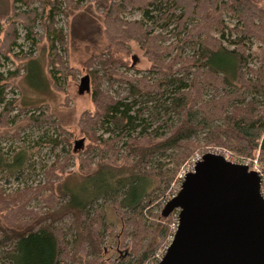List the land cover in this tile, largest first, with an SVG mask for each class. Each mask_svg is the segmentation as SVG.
I'll return each mask as SVG.
<instances>
[{
  "label": "trees",
  "instance_id": "1",
  "mask_svg": "<svg viewBox=\"0 0 264 264\" xmlns=\"http://www.w3.org/2000/svg\"><path fill=\"white\" fill-rule=\"evenodd\" d=\"M41 1H50L54 19L59 0ZM135 11L142 13L141 20L122 18ZM226 15L236 19L233 27ZM170 32L178 40L168 44ZM104 34L109 51L127 53L131 44H138L150 62L151 76L116 73L112 69L128 63L108 60L104 76H119L128 95L115 99L98 85L92 95L95 112L81 116V133L97 144V165H85L78 180L66 176L61 167L58 180L43 188L10 198L0 192V264H101L105 236L100 201L114 206L128 229L124 241L130 238L128 252L109 264L155 263L156 252L169 236L171 216H153L148 223L147 212L166 197L174 173L149 167L150 163L167 158L180 167L203 147L240 155L264 151V15L245 0H117L105 8ZM14 38L13 31L9 42ZM254 43H259L254 52L257 66H251L249 45ZM4 81L0 72V103L9 87ZM156 100L158 126L152 128L153 122L144 116ZM13 110V101L5 104L2 127ZM101 128L117 132L115 138L98 136ZM201 134L205 141L199 144L195 138ZM178 151L174 157L170 154ZM4 161L0 158L2 168L16 171L24 157L18 154L13 162ZM44 189L50 192L44 199L48 211L27 212L32 196L41 197ZM21 216L28 219L21 221Z\"/></svg>",
  "mask_w": 264,
  "mask_h": 264
},
{
  "label": "rangeland",
  "instance_id": "2",
  "mask_svg": "<svg viewBox=\"0 0 264 264\" xmlns=\"http://www.w3.org/2000/svg\"><path fill=\"white\" fill-rule=\"evenodd\" d=\"M28 1L16 3V0H0V72L7 80L2 84H9L5 102L0 103V114L6 103L14 102V110L8 115L7 125H0V158L4 162H13L18 154H23L24 157V162L16 171L0 166V192L6 198L14 196L16 192L21 193L26 189L34 191L38 187L43 188L47 182L57 181L61 167L66 176L78 180L85 172V165H97L100 161L97 149L94 150L97 144L81 133L79 122L84 113L95 112L92 95L98 85H101L102 92L115 99L128 95V86L122 83L119 76L112 79L104 76L110 61L121 59L128 63L127 67L112 69L116 73L136 77L151 76L150 62L138 44H131L127 53L108 50L104 34L105 8L117 0H59L56 4L52 0L57 7L54 19L50 18V10L53 8L50 1ZM245 1L258 14L264 15V0ZM153 15L156 18L159 16L158 13ZM225 17L229 26L233 27L237 23L231 16ZM122 18L134 21L141 20L143 15L138 11L127 12L122 14ZM173 29L174 26L169 31ZM13 31L14 41L9 42L8 37ZM159 31L160 28H156V32ZM177 40L171 36L168 44ZM225 44L233 48L228 43ZM258 46L259 43L249 45L253 48L251 66L258 64L254 54ZM102 54L103 59L98 60L97 57ZM10 73L16 74L10 77ZM86 75L91 79V92L81 95L80 84ZM159 107V100L148 104L149 109L144 117L153 122L152 128L158 126L156 114ZM174 118L177 121L176 114ZM116 133H107L103 128L98 130V136L105 140L115 138ZM81 140L84 141L83 147L76 152V143ZM195 140L199 144L203 143L204 135H199ZM122 145L123 142H120L118 146ZM210 152L229 157L232 162L238 158L257 157L264 165V151L260 150L252 155H240L227 149L203 147L195 149L180 167L170 159L155 158L149 167H159L160 171L171 170L174 175L166 197L147 212L148 223L153 221V216H160L166 203L178 194L182 174L192 169L196 159ZM170 154L174 157L180 152ZM110 156L109 153L108 157ZM41 193V197L32 196L26 206L27 212L42 215L48 211L44 199L50 192L44 189ZM97 206L104 218L102 232L105 236V253L101 264H109L128 252L130 238L124 241V234L128 229L112 204L100 201ZM177 214L175 211L171 215L168 223L169 236L156 256L165 253L171 244L176 232ZM27 219L28 216H21L20 220Z\"/></svg>",
  "mask_w": 264,
  "mask_h": 264
},
{
  "label": "water",
  "instance_id": "3",
  "mask_svg": "<svg viewBox=\"0 0 264 264\" xmlns=\"http://www.w3.org/2000/svg\"><path fill=\"white\" fill-rule=\"evenodd\" d=\"M90 92L86 75L79 93ZM83 143H76V152ZM261 182L245 165L204 154L162 211L165 218L177 211L179 225L158 264H264Z\"/></svg>",
  "mask_w": 264,
  "mask_h": 264
},
{
  "label": "built area",
  "instance_id": "4",
  "mask_svg": "<svg viewBox=\"0 0 264 264\" xmlns=\"http://www.w3.org/2000/svg\"><path fill=\"white\" fill-rule=\"evenodd\" d=\"M210 153H213V152H210ZM216 154H218V153H216ZM202 157H203V155L201 157H199L198 159H196L193 162V166H192V169L191 170H188L187 172H184L182 174V176L180 177L181 186H182V183H183V181L185 179V176L188 173L194 171V168L196 166V163L199 162L202 159ZM226 158L229 160V157H226ZM229 161L232 162L231 160H229ZM236 162H238V163H236ZM232 163L240 164V165H245V166H247L249 168L250 171L256 172L261 177V179H262V182H261V192H262V195L264 196V165L262 164V162H260L259 158H257V157L256 158H249L248 157V158H242V159H239L238 158V159L234 160ZM180 190H181V187H180ZM175 196L176 195H174L173 197H175ZM177 219H178V214H177ZM178 225H179V222H177L176 231H177ZM165 254H166V252L163 253V254H161V256L160 255H157L156 256L157 264L163 259V257H164Z\"/></svg>",
  "mask_w": 264,
  "mask_h": 264
}]
</instances>
